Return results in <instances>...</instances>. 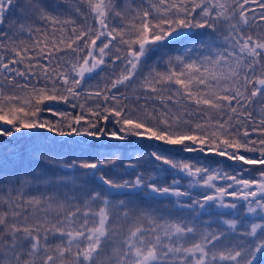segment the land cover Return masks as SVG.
<instances>
[{"label":"snow or ice","instance_id":"snow-or-ice-1","mask_svg":"<svg viewBox=\"0 0 264 264\" xmlns=\"http://www.w3.org/2000/svg\"><path fill=\"white\" fill-rule=\"evenodd\" d=\"M0 264H264V0H0Z\"/></svg>","mask_w":264,"mask_h":264},{"label":"trees","instance_id":"trees-1","mask_svg":"<svg viewBox=\"0 0 264 264\" xmlns=\"http://www.w3.org/2000/svg\"><path fill=\"white\" fill-rule=\"evenodd\" d=\"M48 116V118H51L49 114H45ZM48 136V140H39L35 143V145H32L31 143H28L26 145L25 141H21L20 145L18 146V150H22L25 146H27L28 150L31 151L33 147L36 149H42L45 146H48L49 148L54 149L55 152H63L65 155L62 157V159H66L68 155H73V154H79L78 151L76 153L70 152V149H75L76 145L71 143L72 138H69V143L65 144L64 147L61 149L58 145L63 143V139L60 137H56L52 134H45ZM79 139V138H76ZM52 141H55V144H52ZM97 143H102L103 145L109 146L105 148H95L92 149V151L95 153V155H103L107 151H113V152H123L124 154L133 157L134 159L139 157L142 162L146 164L147 162V156L145 155L146 153L154 150L153 147H150V142L144 141V140H134L129 143H121L117 141H109V140H104L102 142H97ZM92 141L88 140V145H91ZM87 147V145H85ZM182 158L184 159H189V158H194V159H199L198 155L195 153L189 154V153H184L182 154ZM219 159V158H216ZM35 164V158L33 157L32 161H29L27 158L24 160V166L28 167L29 164ZM19 165V160H16V163H7L6 167L11 170L14 169Z\"/></svg>","mask_w":264,"mask_h":264}]
</instances>
